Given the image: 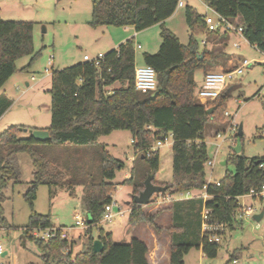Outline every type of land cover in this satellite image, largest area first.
Returning <instances> with one entry per match:
<instances>
[{
  "label": "trees",
  "instance_id": "trees-1",
  "mask_svg": "<svg viewBox=\"0 0 264 264\" xmlns=\"http://www.w3.org/2000/svg\"><path fill=\"white\" fill-rule=\"evenodd\" d=\"M202 1L241 27L244 39L264 52V0ZM176 9L177 0H91L88 24L93 28L132 27L139 32L155 24L160 26L161 42L157 51L142 54V63L151 66L156 73V89L141 93L134 87L135 48L134 38L131 37L106 52L98 67L81 61L61 69H51L48 90L50 124L45 128L49 134L46 141L35 140L28 133L26 137L19 136L24 129H35L24 125H10L0 133V221H4L1 218L3 190L10 182L19 181V154H25L31 162L32 172L28 189L23 195L30 213L26 225L22 227L21 240L36 246L43 264H149L144 241L132 237L127 243L116 242L111 232L98 228L104 206L112 201L115 190L116 184L111 180L115 171L123 167V162L109 154L104 145L99 146L95 155L99 158L100 172L88 184L86 180L79 179L80 175L72 176L77 165L65 158L66 154L70 158L95 147L99 137L114 130L130 132L136 158L145 166L140 182L136 181L133 173L122 181L123 185L131 187L132 198L143 190L147 175L152 174L155 179L159 151L150 149L169 133L172 134V179L159 184L164 188L160 193L198 192L205 187L206 192L212 195V199L206 202L211 222H223L232 229L239 208L236 197L250 189L259 190L264 183V156L249 160L234 152L227 159L233 163L234 172L226 173L217 182H207L204 165L208 153L204 132L209 119L216 123L226 120L223 107L227 94L224 89L209 104L198 103L193 73L196 69L205 73L208 66L219 64L218 57L225 60L228 54L223 50L214 54L213 49L206 46L200 52L193 34L206 31L208 39L217 37L224 45L228 32L208 31L203 15L186 5L184 15L190 35L187 44H181L164 27V21ZM32 32V22L9 18L0 12V88L17 71L15 62L18 58L30 56L32 62L38 55L39 52H34ZM198 54L203 58L199 59ZM116 82L120 86L109 92L108 88ZM10 105L11 99L0 94V116ZM211 107L215 108L207 114ZM75 182L87 184L84 216L88 226L84 229L86 243L73 254V241L61 238L60 232L48 240H38L31 235V229L53 225L48 214L33 210L37 187ZM201 204V199L195 197L173 201L166 208L170 219L166 227L169 264H184V256L194 247L200 248L210 259L217 257L219 243H201ZM130 205L127 217L130 226L144 222L155 232L159 230L155 219L160 211L145 214L143 206L133 201ZM93 228L97 229L96 238L103 245L100 253L92 249L95 239Z\"/></svg>",
  "mask_w": 264,
  "mask_h": 264
},
{
  "label": "rangeland",
  "instance_id": "rangeland-1",
  "mask_svg": "<svg viewBox=\"0 0 264 264\" xmlns=\"http://www.w3.org/2000/svg\"><path fill=\"white\" fill-rule=\"evenodd\" d=\"M184 6L176 9L172 16L164 21V27L171 31L181 44H187L190 31L185 22V6L192 7L199 15L205 12L212 14L202 0H183ZM0 12L6 17L21 19L33 23V48L38 55L30 62V56H22L15 62L18 71L3 88L7 90L12 100L11 107L0 121V133L10 125L22 124L30 128L34 125L48 127L50 124V88L51 69L57 70L83 61V55L93 57L98 53H105L111 49L114 42L118 46L124 39L136 35L134 38L135 66L141 65L143 53H155L161 42L160 26L151 27L135 32L132 27L98 26L91 27L88 22L91 17V0H0ZM222 32V31H221ZM127 37V38H126ZM198 43V50L203 47L212 48L214 54L224 51L235 60L226 68L216 66L224 62L218 57L219 64L208 66L205 70L216 71L232 67L236 60H247L252 65L245 67L240 73L233 75L232 81L227 83L223 114L225 121L220 123L209 119L204 142L207 146L208 159L212 166L204 165L207 182H217L226 173L234 172V165L227 159L232 155L235 146L238 127L241 125L240 154L247 159L264 156V52L250 45L244 37L235 32H229L222 45V40L207 38L206 31L193 34ZM123 39V40H121ZM120 41V42H119ZM204 42H206L204 44ZM139 44V48L135 47ZM52 56V65H47ZM203 57L201 56L200 59ZM51 67V68H50ZM49 71L46 72L45 69ZM20 74V75H18ZM203 71L196 69L193 73L195 93L201 85ZM31 77L33 79H31ZM25 81L30 83L26 86ZM118 82L108 88L119 87ZM2 87L0 89V92ZM205 103L204 105H207ZM27 133L19 136L26 137ZM217 135H219L217 137ZM113 157L123 162V167L115 171L111 180L115 185L112 200L125 212L116 215L110 222H99L98 228L112 233L116 242L127 243L132 237H140L147 243L149 264H164V250L160 244L169 239L166 227L169 224V204H154L143 206L145 214L160 211L155 219L159 229L141 222L135 226L127 223L132 202L131 187L123 185L122 181L132 173L137 182L144 174V164L136 158L131 135L127 130H114L98 139V145L81 152L78 156L66 154L75 168L72 176H79L82 181L96 178L100 172L99 158L95 151L99 146ZM159 151V168L156 172L154 184L168 183L172 179V151L171 142H166L157 148ZM136 158V160H132ZM20 177L17 183L10 182L3 190L4 200L1 203L0 244L10 258V264H43L41 253L30 241H22V227L26 225L30 208L23 195L31 181L32 165L25 154H19L18 159ZM134 168V169H132ZM148 176V175H147ZM145 180V179H144ZM87 184L83 182L59 183L39 185L33 201V210L40 214H48L56 226L65 228L67 238L74 242L73 254L78 252L86 243L84 229L75 227L74 214L85 215L84 197ZM144 189V188H143ZM241 207L253 206L257 210L262 204L257 198L243 197L238 200ZM117 210V206L114 211ZM237 217V216H236ZM97 229H92V235L97 237ZM157 240V241H156ZM167 249V248H166ZM234 259V262L233 260ZM264 264V217L259 221L253 218H238L234 227H227L219 241V250L215 259L206 257L200 248H191L184 256V264Z\"/></svg>",
  "mask_w": 264,
  "mask_h": 264
},
{
  "label": "built area",
  "instance_id": "built-area-1",
  "mask_svg": "<svg viewBox=\"0 0 264 264\" xmlns=\"http://www.w3.org/2000/svg\"><path fill=\"white\" fill-rule=\"evenodd\" d=\"M183 0H177V8L184 6ZM206 7L212 13L211 15L205 12L203 15V22L208 31H224V32H235L241 35V27L236 26L235 24L228 21L225 17L217 13L214 9L208 6L205 3ZM138 48L139 46L136 45ZM104 58V54L98 53L96 56H89L88 54L83 55V61L89 62L91 65L98 67ZM53 57L50 56L47 61V65H52ZM252 64L247 60H237V63L232 67L223 70L216 71H207L204 73L203 81L201 86L196 93V101L200 104H205L208 102H212L215 100L220 93L226 88L227 83L232 81L233 75L236 73H240L241 70L245 67H250ZM51 68V67H50ZM46 72L49 71L48 68L45 69ZM134 87L141 93H147L153 91L157 87L156 73L154 69L145 64H141L135 66L134 68ZM219 135H217L218 137ZM166 142H171L172 144V134L164 136L163 139L158 140L151 147V151L157 150L159 146ZM205 164L212 166V162L208 159ZM200 198L202 201L201 210H200V219H201V227H200V235H201V243H219L223 232L227 228V224L221 222H211L208 219V215L210 209L206 206V202L212 199V195L208 194L205 190V187L198 191L194 192L191 190L187 191H175V192H164V193H156L153 194L150 198L149 204H154V207H157L160 204H170L173 201L186 200L190 198ZM243 197H252L257 198L262 204V208L257 210L253 206L241 207L239 205L236 216L238 218H253L255 214L262 212V217H264V183L261 185L259 190L250 189L246 194L237 196V201ZM239 204V202H238ZM117 206V210L114 211V208ZM125 210H122L120 206L115 202L111 201L109 204L104 206L103 212L100 217L99 222H110L116 215H122ZM235 218L237 219V217ZM75 227H79L81 229L86 228L88 226L86 217L84 215H80L75 213L74 216ZM0 228H2L0 226ZM57 232H60L61 238H67V233L65 228L52 225L49 227L42 228L41 226H37L31 229V235L34 239L38 240H48L49 238H53ZM66 252V251H65ZM234 262V260H233ZM0 264H10V258L7 256V252L4 251L3 246L0 244Z\"/></svg>",
  "mask_w": 264,
  "mask_h": 264
},
{
  "label": "water",
  "instance_id": "water-1",
  "mask_svg": "<svg viewBox=\"0 0 264 264\" xmlns=\"http://www.w3.org/2000/svg\"><path fill=\"white\" fill-rule=\"evenodd\" d=\"M198 58L200 59V57L202 56L201 54H198L197 55ZM215 107H211L209 108L206 113L209 114L211 113V111L214 109ZM24 131H27L28 134L30 136H32L35 140H38V141H46L48 138H49V134H48V131L45 130V129H24ZM237 139H236V143H235V146L232 147V151L234 153H240V150H241V147H240V136L242 135V132H241V125L238 127V130H237ZM152 179H153V175L150 174L146 177V179L144 180V189L139 192L137 195H134V197L132 198V201L138 205H141V206H146L148 203H149V200L151 198V196L153 194H156V193H160L164 190V188L162 186H159V185H155L152 183ZM262 217V212L258 213V214H255L253 216V219L255 221H259ZM92 249L94 252L96 253H100L103 251V245L101 243V241L98 239V238H95L93 240V243H92Z\"/></svg>",
  "mask_w": 264,
  "mask_h": 264
},
{
  "label": "crops",
  "instance_id": "crops-1",
  "mask_svg": "<svg viewBox=\"0 0 264 264\" xmlns=\"http://www.w3.org/2000/svg\"><path fill=\"white\" fill-rule=\"evenodd\" d=\"M175 13V12H174ZM228 35V34H227ZM136 37V35H134L133 36V38H135ZM127 38V37H126ZM227 38V37H226ZM121 40H123V39H121ZM126 39H124V41H125ZM124 41H122V42H124ZM120 42V41H119ZM115 45V43L113 42L112 43V47H111V49H115L117 46H115V47H113ZM136 45H138L139 46V44H136ZM136 47V46H135ZM140 47V46H139ZM138 47V48H139ZM110 49V50H111ZM109 51V50H108ZM108 51H106V52H108ZM105 52V53H106ZM105 53H103V54H105ZM235 59L234 58H232L231 56H229L228 55V57L224 60V62L222 63V64H219V65H217L216 67L217 68H226L227 66H229L230 65V63L232 62V61H234ZM237 61V60H236ZM22 68H24V66L23 67H21V68H17V70L18 71H20V70H22ZM15 73H17V71L15 72ZM15 73H13L10 77H9V79L4 83V85H6V83H8V81L14 76V75H16ZM18 75H20V74H18ZM203 77H204V73H203V76H202V79H201V84H202V81H203ZM31 79H33L32 77H31ZM25 84H26V86L28 87V86H30V83L29 82H27V81H25ZM4 85L2 86V90H1V92H0V94H3V95H5L7 98H9L8 97V94H7V90L5 89V88H3L4 87ZM201 86V85H200ZM227 87V86H226ZM1 89V88H0ZM10 99V98H9ZM13 100V99H12ZM12 100H11V104H12ZM11 107V105L5 110V112L0 116V121L2 120V118L4 117V115H5V113L8 111V109ZM49 109H50V105H49ZM14 125H22V124H14ZM25 126V125H24ZM30 128H35V129H45V128H47V127H42V126H37V125H34L33 127H30ZM24 133H28L27 131H24ZM133 159V158H132ZM128 217V216H127ZM53 225H55V224H53ZM112 234V233H111ZM137 238H139V239H141L142 241H144L145 242V240H143L142 238H140V237H137ZM73 241V240H72ZM157 241V240H156ZM146 243V242H145ZM168 244H169V239L168 240H166V243L165 244H160L159 243V245L161 246V248L164 250V246H165V252H164V255H165V258H164V264H169V255H168ZM146 245H147V243H146ZM73 246H74V242H73ZM167 248V249H166ZM154 264H158V262H155Z\"/></svg>",
  "mask_w": 264,
  "mask_h": 264
}]
</instances>
